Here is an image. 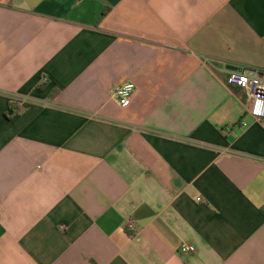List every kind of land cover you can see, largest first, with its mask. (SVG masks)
Segmentation results:
<instances>
[{
    "label": "crops",
    "instance_id": "crops-1",
    "mask_svg": "<svg viewBox=\"0 0 264 264\" xmlns=\"http://www.w3.org/2000/svg\"><path fill=\"white\" fill-rule=\"evenodd\" d=\"M230 66L264 69V0H0V264H264Z\"/></svg>",
    "mask_w": 264,
    "mask_h": 264
},
{
    "label": "built area",
    "instance_id": "built-area-1",
    "mask_svg": "<svg viewBox=\"0 0 264 264\" xmlns=\"http://www.w3.org/2000/svg\"><path fill=\"white\" fill-rule=\"evenodd\" d=\"M229 81L231 84L242 87L246 93L245 109L236 124L240 127L247 126L250 123L249 119H252V121L264 125V69H231ZM135 89V82L127 81L116 84L111 89V94L120 105L124 106L129 104ZM200 199L201 197H198V200ZM127 229L131 233L135 230L132 218H129L127 222ZM194 250L195 246L191 243H182L179 247V251L182 253Z\"/></svg>",
    "mask_w": 264,
    "mask_h": 264
},
{
    "label": "water",
    "instance_id": "water-1",
    "mask_svg": "<svg viewBox=\"0 0 264 264\" xmlns=\"http://www.w3.org/2000/svg\"><path fill=\"white\" fill-rule=\"evenodd\" d=\"M231 69H235V70H241L242 68L241 67H238V66H230Z\"/></svg>",
    "mask_w": 264,
    "mask_h": 264
},
{
    "label": "trees",
    "instance_id": "trees-1",
    "mask_svg": "<svg viewBox=\"0 0 264 264\" xmlns=\"http://www.w3.org/2000/svg\"><path fill=\"white\" fill-rule=\"evenodd\" d=\"M12 110H13V112H16V111H18V110H16V108H15L14 104H12Z\"/></svg>",
    "mask_w": 264,
    "mask_h": 264
}]
</instances>
